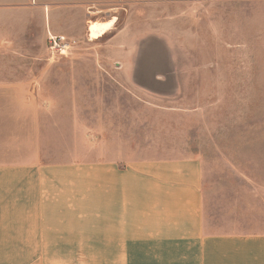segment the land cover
<instances>
[{
	"label": "crops",
	"instance_id": "crops-1",
	"mask_svg": "<svg viewBox=\"0 0 264 264\" xmlns=\"http://www.w3.org/2000/svg\"><path fill=\"white\" fill-rule=\"evenodd\" d=\"M37 2L0 0V13H27L28 26H39L42 32L46 28L48 37L63 36L73 45L81 39L98 47L102 57L118 64L102 71L119 73L127 81L69 84L74 90L118 92L107 100L108 115L98 112L93 117L88 137L81 115L54 112L63 105L39 93L47 88L44 81L50 79L51 69L35 67L37 57L26 45L28 31L21 28L25 25L19 16L4 24L0 17V154L5 148V154L22 157L0 162V172L11 174L0 176V264H264V231L226 230L213 224L205 203L203 164L196 155L175 149L133 151L127 98L132 91H162L164 83L157 76L166 73L138 65L137 57L132 64V40L126 29H116L119 17L109 7L115 0ZM194 3L187 13L163 7L159 16L210 20L213 5L219 4L220 10L229 5L203 0V10L195 14ZM148 5L140 4L146 11ZM52 9L58 12L51 21ZM141 18L146 26H154L147 12ZM154 20L159 25L160 19ZM91 21L112 24L90 40ZM25 58L32 62L21 63ZM94 73L101 70L92 68ZM132 75L133 80L152 75V80L129 81ZM69 130L81 135L67 136ZM51 132H59L60 138L51 137ZM85 143L91 144L90 152L84 150ZM53 153L73 159L44 158ZM7 183L11 192L2 193Z\"/></svg>",
	"mask_w": 264,
	"mask_h": 264
},
{
	"label": "rangeland",
	"instance_id": "rangeland-1",
	"mask_svg": "<svg viewBox=\"0 0 264 264\" xmlns=\"http://www.w3.org/2000/svg\"><path fill=\"white\" fill-rule=\"evenodd\" d=\"M189 1L195 2L191 4L195 6V14L203 10V0H115L109 6L115 8L119 17L116 29H126L132 40L128 50L129 56L134 57L132 64L137 57L138 65L145 63L166 73L157 76L164 83L162 91H132L127 98L130 123L126 125L131 130L132 149L136 154L159 148L164 153L175 149L196 155L203 164L205 203L213 224L226 230L263 232L264 0H204L229 4L221 10L219 4L213 5L210 20L159 16L163 7L171 13L178 9L187 13ZM237 2L242 6L232 5ZM36 3L40 4L29 0L31 5ZM141 3L149 4V9L146 11ZM57 12L52 9L51 21ZM146 12L160 19L159 25L152 19L154 26H146L141 18ZM15 15L25 25L21 28L28 31L26 45L36 54L35 67L51 69L50 79L44 81L47 88L39 92L42 98L63 105L55 107L54 112L81 115L84 120L81 124L89 129L90 137L93 117L98 112L107 116V100L118 92L74 90L69 84L126 82L124 75L102 71L118 64L102 57V50L81 39L64 55L52 54L48 31L43 29V35L39 26H28L31 23H27V13L1 12L2 23L13 22ZM83 38L87 41V35ZM20 62L28 64L32 60L25 58ZM92 68H99L101 73L90 74ZM76 70L84 74H75ZM130 77L129 81L152 80V75H137L135 80L133 75ZM96 99L101 101L94 102ZM50 135L60 138L59 132ZM66 135L80 136L81 133L69 130ZM84 145L87 148L84 150L90 152L91 144ZM5 151L3 148L0 162L22 158ZM84 156L90 158L91 154ZM44 158L47 161L73 159L60 153ZM7 174L10 172H0V176ZM1 190L11 192V184L2 185Z\"/></svg>",
	"mask_w": 264,
	"mask_h": 264
},
{
	"label": "built area",
	"instance_id": "built-area-1",
	"mask_svg": "<svg viewBox=\"0 0 264 264\" xmlns=\"http://www.w3.org/2000/svg\"><path fill=\"white\" fill-rule=\"evenodd\" d=\"M49 49L52 54L64 55L73 45L72 41L65 39L63 36H49Z\"/></svg>",
	"mask_w": 264,
	"mask_h": 264
},
{
	"label": "bare ground",
	"instance_id": "bare-ground-1",
	"mask_svg": "<svg viewBox=\"0 0 264 264\" xmlns=\"http://www.w3.org/2000/svg\"><path fill=\"white\" fill-rule=\"evenodd\" d=\"M112 24V21L107 22H89L87 26L88 39L93 40L103 35Z\"/></svg>",
	"mask_w": 264,
	"mask_h": 264
}]
</instances>
